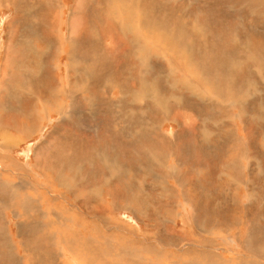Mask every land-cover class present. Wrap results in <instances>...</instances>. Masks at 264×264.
Masks as SVG:
<instances>
[{"label": "rangeland", "instance_id": "374dc122", "mask_svg": "<svg viewBox=\"0 0 264 264\" xmlns=\"http://www.w3.org/2000/svg\"><path fill=\"white\" fill-rule=\"evenodd\" d=\"M55 1L58 7L52 8L53 15L49 16L55 25H51V31H46V34L51 37L59 36L58 33L61 37H66L69 31L72 35L78 34L85 24V0ZM193 1L166 0V5L170 2L171 7L174 5L182 27L187 26L184 30L190 26L191 30L186 31L193 39L190 53L186 49L176 51L173 44L168 49L163 45L161 51L155 45L138 39L146 48L141 45L138 50L136 70L144 65L148 67L149 74L143 79V74L139 72L134 79L137 80L133 89L127 82L128 90L122 110L117 108V112H114L110 108V114L115 118L110 130L116 137V140L110 142L85 137L79 130L89 121L87 113L82 116V125L77 120V112L86 110L82 109L83 101L96 105L95 97L88 91L84 90L77 95L75 93L85 81L84 73L77 74L81 75L74 88L69 85L68 89L65 86L69 99L70 96H76L72 102L67 98L68 108L74 112L69 110V117L63 120H59L63 116L50 107L53 102L49 100L53 89L60 86L59 82L45 84L49 82L47 74L44 76L40 69V75L36 74L29 88L25 83L15 88L11 86L13 83H6L7 67L14 74L12 82H17L16 79L23 81L21 71L19 75L16 69L13 73L12 62L17 57L21 60L29 59L30 56L24 54L23 50L26 48L21 44L22 40L15 38L13 42L10 37L12 40L6 43L9 35L7 22L13 14V7L8 1L0 3V66L5 62L0 75V173L5 174L0 177V264H85L89 258L84 247L86 239L101 245L98 247L99 260L93 264H128V261L129 264H138L134 256L123 261L124 256L120 250L126 249L149 260L147 264H258L259 261L264 264V64L258 59L264 58V42H261L264 41V13H260L261 16L258 13L262 9L264 11V0L261 3H256L255 0L253 3L252 0ZM27 8L33 11L29 5ZM74 8L79 12L77 15ZM192 13L195 14L191 16ZM126 14L133 23L135 18L130 12L124 15L119 13L124 16L123 22ZM187 14L189 16L186 17ZM59 21L62 22L60 30L56 28ZM194 30L202 32L203 36L199 37ZM41 42L38 41V44L41 45ZM159 44L161 42L157 43ZM65 46L61 45L59 49L64 50ZM222 53L227 56L224 57ZM60 57L59 77L66 83L65 53ZM174 59L187 61L184 64L180 61L178 65L179 60L176 62ZM212 59L221 62L224 68L213 69L210 63L202 65ZM35 61L32 63H36ZM168 61L170 64L175 61L178 67L173 70ZM231 62L236 66L226 68ZM53 67L57 71V67ZM178 68H181L180 71ZM245 70L247 71L244 72ZM186 72L187 75H184ZM189 75L195 78L192 79ZM197 79L200 81V88L196 86ZM38 88L48 91L45 92L48 96L42 99V108L39 107L34 112L36 106L33 101L37 98L33 96L39 94ZM106 94L102 92L101 97ZM113 95L117 102L120 99L118 89L113 90ZM186 108H189L188 111ZM101 109V106L96 108L97 112ZM178 120L183 122L182 127ZM7 124L11 127H3ZM17 129H20L19 134L16 133ZM126 132L130 133L131 147L124 141ZM3 141L8 144L7 149H2ZM90 142L94 144L91 145ZM87 148L93 150H89L90 153L95 154L88 159H78L81 153L85 156ZM97 154L113 156L109 160L113 165L112 160L116 162L115 168L110 169L115 177L109 179L110 170L100 169ZM150 155L153 157H149ZM86 170L93 174L100 171V178L91 177ZM57 175L66 179L68 189L62 190L55 184ZM36 179L39 182L51 180L56 191L69 197L67 200H62L61 197L55 202H48L43 194L44 190L51 191L49 183L43 184L44 188H41ZM112 186L114 188L111 191L122 189L121 209L110 215L98 216L101 219L99 221H88L89 218H95L90 207L93 201L111 202L107 192ZM87 193L91 194L88 196ZM80 203H83L86 212H75L76 205ZM126 204L130 205L124 207ZM48 207H51L49 212L58 213L57 216L62 219L69 217V220H74L78 225L90 224L95 227L94 222H98L100 230L91 239L82 237L76 230L64 232L61 227L57 233L58 230H54L52 222L48 221ZM84 217L88 219L84 221ZM67 225L73 224L68 222ZM77 244L84 246L79 248V245L76 247ZM143 263L145 262L142 261L141 264Z\"/></svg>", "mask_w": 264, "mask_h": 264}, {"label": "bare ground", "instance_id": "6f19581e", "mask_svg": "<svg viewBox=\"0 0 264 264\" xmlns=\"http://www.w3.org/2000/svg\"><path fill=\"white\" fill-rule=\"evenodd\" d=\"M7 2L8 4H10L13 7V14L11 16L10 19H8L7 22V28H8V37H7V42L8 40H10L12 37V41L15 42V38H17L18 40H22L23 43L25 45V50L24 54L26 56H30L29 59H19L18 57L16 59H14V61L12 62V71L14 70L13 73H18L19 75V71H21L24 79L21 82V80H18L17 82L14 81V74L12 75L10 73V67H7V81L6 83L8 85H11L12 83V87L15 88L17 86H23V85H27L28 88L29 86L33 83V80H35V76L36 74H39V69L40 71H43L44 76H46L47 74V80L49 82L45 83V84H52L55 82H59L58 85L60 86H56L53 91L50 94V98L49 100L51 102H53V107L54 111L56 113H60L61 116L63 117H59L61 119L59 120H63L69 117V110H71L70 112L73 113V109H69V103L67 102V98L69 99V96L67 97V93H66V88L65 86H68L69 89V85L70 87L76 85V83L78 82L79 76L81 75H77L79 73H84L85 74V85L82 82L81 88L76 89L75 93L77 94H82L85 91H88L89 93H91L94 97H95V103H84L83 101V108H85L87 111L89 110V112H87L86 110L81 111V112H77L78 117V123H80V125H82V116L83 114L87 113L88 114V119L89 121L87 122L86 126H81L80 127V132L85 134V137H89L91 139H96L98 141H112L113 139L116 140L115 137V133H112V131L110 130V127L112 126V124L115 122V118L114 116H112L110 114V108H113L114 112H117L116 109L120 108L122 110L123 106H124V100L126 99V94H127V90H128V84L127 82H129L130 86L132 87L131 89H133V87H136V80L135 77L138 75V73H142L143 75V79H145V76L149 74V72L147 70L148 67L141 65V69L136 70V60H137V55L139 54L138 50L141 47V45H143L145 48L146 46L144 44H141L139 42L138 39H142L144 42H148V44H153L155 45L158 49H160L162 51V46L164 45V47H167L171 44H173V47L176 49V51H179L181 49H186L189 51L190 53V49L193 47V39L187 34L186 31L189 30L188 29L185 31L184 29L187 27L186 24L184 26H186L185 28L182 27L183 24H181L179 17H178V13H176V10L173 7H171L172 4L167 3L168 5H166V0H85V7L86 10L83 12L84 13V17H85V24L82 26H80L82 29L78 32V34L72 35L69 31L68 36L66 37H61L60 33H58L57 35L59 36H50V34H46L47 32L51 31V25H55L52 24L51 22V17H52V8H57V2L55 0H37V1H32V0H0L1 2ZM169 1V0H168ZM177 1V0H176ZM196 1V0H194ZM193 1V2H194ZM251 1V0H249ZM256 3H261V0H255ZM201 2V1H199ZM248 2V1H247ZM180 3V2H179ZM176 3V4H179ZM216 3V2H215ZM232 3V2H231ZM253 3V0H252ZM61 4V2H60ZM200 4V3H199ZM5 5V4H4ZM27 5H29L33 11L31 12L28 8ZM75 5V4H74ZM188 5V4H187ZM194 5V4H193ZM198 5V3H197ZM222 5V4H221ZM249 5V4H248ZM254 5V4H253ZM181 5H179L180 7ZM191 6V4H190ZM259 6V5H258ZM263 6V5H262ZM195 7V6H193ZM261 7V6H260ZM8 8V7H7ZM185 8V7H182ZM188 7H186L187 9ZM191 8V7H190ZM259 8V7H258ZM63 9V8H62ZM73 9V8H72ZM75 9V8H74ZM189 9V8H188ZM53 10V9H52ZM76 10V9H75ZM242 10V9H241ZM256 10V9H254ZM56 11V10H55ZM73 11V10H72ZM191 11V9H190ZM193 11V10H192ZM195 11V10H194ZM57 12V11H56ZM76 15L79 13L76 10ZM82 12V11H81ZM126 12H130L134 18L133 19V23H131V18L130 16H128L126 14L125 17V22H123L124 20V13ZM184 12V11H183ZM248 12V11H247ZM119 13H122L123 15H119ZM185 13V12H184ZM187 13V12H186ZM259 16L260 13H264L263 9L261 11L258 12ZM257 13V14H258ZM58 14V13H57ZM195 14V13H194ZM193 13L191 14L194 15ZM61 15V14H60ZM83 15V14H82ZM130 15V14H129ZM253 15V14H252ZM49 16H51L49 18ZM81 16V15H80ZM189 16V14L186 15V17ZM228 16V15H227ZM182 17V16H181ZM180 17V18H181ZM222 17V16H221ZM54 18V17H53ZM70 18V17H69ZM184 18V16L182 17ZM62 19V18H61ZM190 19V18H189ZM213 19V18H211ZM53 20V19H52ZM186 20V19H185ZM223 20V19H222ZM221 20V21H222ZM59 23H56V28H58L59 30L61 29V24L62 22L59 21ZM190 22V20H189ZM191 23V22H190ZM195 25V24H194ZM193 25V26H194ZM197 25V23H196ZM258 25V24H257ZM196 27V26H195ZM198 27V26H197ZM70 30V29H69ZM79 30V29H78ZM191 30V29H190ZM189 30V31H190ZM193 30V29H192ZM196 30V28H195ZM194 30V31H195ZM198 30V29H197ZM200 30V29H199ZM198 30V31H199ZM217 30V29H216ZM220 30V29H219ZM240 30V29H239ZM256 30V29H255ZM47 31V32H46ZM188 31V32H189ZM195 31V33L197 35H199V37L203 36L202 32H198ZM211 31V30H210ZM213 31V30H212ZM215 31V30H214ZM244 31V30H243ZM259 31V30H258ZM193 32V31H192ZM237 32V31H236ZM246 32V31H245ZM63 34V33H62ZM191 34V33H190ZM205 34V33H204ZM224 34V33H223ZM248 34V33H247ZM236 35V34H235ZM256 35V34H255ZM260 35V34H259ZM50 36V37H49ZM218 36V35H217ZM228 36V35H227ZM258 37V36H257ZM231 38V37H230ZM240 38V37H239ZM250 38V37H249ZM260 38V37H259ZM37 39V40H35ZM233 39V38H232ZM237 39V38H236ZM141 40V41H142ZM228 40V39H227ZM263 40V39H262ZM38 41H42L41 45L38 44ZM233 41V40H232ZM256 41V40H255ZM253 41V43L255 42ZM158 42H161V45H157ZM236 42V41H235ZM241 42V40H240ZM249 42V41H248ZM262 43L264 41H261ZM143 43V42H142ZM252 43V44H253ZM147 44V43H146ZM251 44V45H252ZM17 45V44H16ZM61 45H66L64 50H60V46ZM68 45V46H67ZM256 45V44H255ZM259 45H262L259 43ZM264 45V44H263ZM264 46H262L263 48ZM7 48V47H6ZM22 48V47H21ZM67 48V49H66ZM148 48V47H147ZM144 49V48H143ZM152 49V48H151ZM169 49H171L169 47ZM137 50V52H136ZM165 52L166 49H163ZM8 51V50H7ZM6 51V52H7ZM150 52V51H149ZM164 52V53H165ZM182 52V51H181ZM63 53H65V71H66V77L67 78V82L63 83L62 81V77L60 80L59 77V67H60V55H62ZM171 53V52H170ZM9 54V53H7ZM166 54V53H165ZM174 54V53H173ZM182 54V53H181ZM185 55V54H184ZM183 55V56H184ZM222 55L225 57L227 56L226 53H222ZM64 56V55H63ZM165 56V55H164ZM175 56V55H174ZM182 56V55H180ZM182 56V57H183ZM21 57V56H20ZM185 57V56H184ZM183 57V58H184ZM201 57V55H200ZM6 58V56H5ZM58 58V59H57ZM158 58V57H157ZM181 58V57H180ZM179 58V59H180ZM168 59V57H167ZM178 59V60H179ZM257 59V58H256ZM261 60V62L264 64V58H258ZM34 60H36V63H32ZM175 60V59H174ZM177 60V61H178ZM58 61V63H57ZM140 61V60H139ZM176 61V60H175ZM173 61V64L171 65L170 62L168 61V63L170 64L171 68L173 69L174 67H178L179 62L184 64L185 60H179L178 61V65L175 64ZM176 61V62H177ZM254 61V60H253ZM257 62V60H256ZM5 62L3 61V63L0 66V75L2 72V68L4 67ZM140 63V62H138ZM207 63L211 64V67L213 69H222L224 68V65H222L221 62L212 59L209 62L205 61L202 65H207ZM188 64V63H187ZM53 65H55L57 67V71L56 68L53 67ZM234 66H236L235 63L231 62L230 64L226 65V68H233ZM139 67V66H138ZM187 67V66H186ZM184 66V68H186ZM167 68V67H166ZM165 68V69H166ZM175 68V69H176ZM183 68V65H182ZM253 68V66H252ZM251 68V69H252ZM255 68V67H254ZM6 69V66H5ZM16 69V71H15ZM173 69V70H175ZM181 69V68H180ZM180 69L178 68V70L180 71ZM189 69V68H188ZM171 70V69H170ZM5 71V72H6ZM69 71L71 72V74H69ZM147 71V72H145ZM167 71V70H166ZM247 70H245L244 72H246ZM152 72V70H151ZM171 72V71H170ZM175 72V71H174ZM177 72V71H176ZM255 72V71H254ZM139 73V74H140ZM164 73V72H163ZM184 73V72H183ZM191 73H193L191 71ZM11 74V75H10ZM61 74V73H60ZM162 74V73H160ZM172 74V73H170ZM264 74V73H263ZM187 75V72L186 74ZM256 75V74H255ZM63 76V75H62ZM70 76V77H69ZM83 76V75H82ZM196 76V75H195ZM21 77V76H20ZM34 77V78H33ZM41 77V76H40ZM64 77V76H63ZM140 77V76H139ZM190 78H195L194 76H188ZM197 77V76H196ZM4 78V76H3ZM111 80H110V79ZM179 78V76H178ZM189 78V79H190ZM21 79V78H20ZM43 79V78H42ZM64 79V78H63ZM139 79V78H138ZM174 79V78H173ZM177 79V77H176ZM181 79V78H180ZM179 79V81H181ZM187 79V78H186ZM5 80V78H4ZM178 80V79H177ZM233 80V79H231ZM82 81V80H81ZM144 80H142L143 82ZM178 81V82H179ZM21 82V83H20ZM37 82V81H36ZM51 82V83H50ZM125 82V83H123ZM175 82V81H174ZM177 82V81H176ZM183 83H185L184 81H182ZM4 83V81H3ZM20 83V84H18ZM25 83V84H24ZM35 83V81H34ZM41 83V82H40ZM70 83V84H69ZM139 83V82H138ZM146 83V82H144ZM143 83V85L145 86V84ZM182 83V85H183ZM197 87L200 88V81L197 79ZM44 84V83H43ZM178 84V83H177ZM180 84V83H179ZM4 85V84H3ZM42 85V84H41ZM49 85V86H50ZM53 85V84H52ZM142 85V86H143ZM176 85V84H175ZM181 85V86H182ZM187 85V84H185ZM143 86V87H144ZM174 86V85H173ZM179 86V85H178ZM179 86V87H181ZM204 86V85H203ZM3 87V86H2ZM160 87V86H159ZM162 87V86H161ZM177 87V86H176ZM178 87V88H179ZM209 87V86H208ZM211 87V86H210ZM4 88V87H3ZM46 90L47 87L45 86ZM44 88V89H45ZM50 88V87H49ZM74 88V87H73ZM118 89V93H119V97L120 99L116 102V99H114V95H113V90L114 89ZM185 88V87H184ZM187 88H189L187 86ZM197 88V89H198ZM202 88V87H201ZM214 88V87H213ZM7 89V88H6ZM41 89V88H40ZM71 89V88H70ZM173 89V88H172ZM177 88H175L176 90ZM180 89V88H179ZM178 89V90H179ZM191 89V88H189ZM35 90L37 91V88H35ZM39 90V88H38ZM161 90V89H160ZM159 90V92H160ZM177 90V91H178ZM183 90V89H182ZM201 90V89H200ZM21 91V90H20ZM73 91V89H72ZM146 91V89L144 90ZM162 91V90H161ZM186 91V90H185ZM207 91V90H206ZM209 91V90H208ZM207 91V92H208ZM45 92L48 93V91H45L43 89L39 90V94L38 95H34V98H37L36 100H34L33 102H35V111H37V109L39 107L42 108V99H44V96H48L45 95ZM69 92V90H68ZM102 92H106L107 94L105 95V97H101V93ZM180 92V90H179ZM188 92V91H187ZM210 92V91H209ZM117 93V92H116ZM126 93V94H125ZM198 93V92H197ZM204 93V92H203ZM252 93V92H250ZM30 94V93H29ZM32 94V93H31ZM161 94V93H160ZM202 94V93H201ZM201 94L198 96H201ZM209 94V93H208ZM207 94V95H208ZM212 94V93H211ZM243 94V93H242ZM3 95V94H2ZM76 95L70 96V101L72 102L74 97ZM85 95V94H84ZM87 95V93H86ZM204 95V94H203ZM202 95V97H203ZM214 95V94H212ZM83 97V95H81ZM130 96V95H129ZM197 96V95H196ZM221 96V95H220ZM217 96V97H220ZM244 96V94H243ZM135 97V95L133 96ZM89 98V97H88ZM132 98V97H131ZM142 98V97H141ZM205 98V96L203 97ZM201 98V99H203ZM245 98V97H243ZM248 98V96H247ZM91 100L93 99L92 97L90 98ZM88 99V100H90ZM140 99V98H139ZM219 99V98H218ZM221 99V98H220ZM233 99V98H232ZM231 100V99H229ZM234 100V99H233ZM241 100V99H240ZM142 101V99H141ZM180 101V100H179ZM238 101V100H237ZM6 102V101H5ZM70 102V103H71ZM88 102V101H87ZM183 102V101H182ZM199 102V101H198ZM226 102V101H225ZM245 102V101H243ZM46 103V102H45ZM59 103V104H58ZM138 103V102H137ZM49 104V103H48ZM180 104V103H179ZM195 104V103H194ZM216 104V103H215ZM227 104V103H225ZM230 104V103H229ZM236 104V103H234ZM242 104V103H241ZM20 105V104H19ZM47 105V104H45ZM72 105V104H71ZM130 105V104H129ZM221 105V104H220ZM73 106V105H72ZM97 106H101L102 109L100 112H97L96 108ZM128 106V105H127ZM136 107V105H134ZM138 106V105H137ZM181 106V105H179ZM226 106V105H225ZM236 106V105H235ZM234 106V107H235ZM2 107V106H1ZM30 107V106H29ZM49 107V106H48ZM132 107V106H131ZM138 108V107H137ZM190 108V107H189ZM189 108H186L187 111ZM194 108V107H193ZM47 109V108H46ZM45 109V110H46ZM115 109V110H114ZM18 110V109H17ZM51 110V109H50ZM100 110V109H99ZM195 110V108H194ZM233 110V109H232ZM238 110V108L236 109ZM15 111V110H14ZM112 111V112H113ZM136 110H134L135 112ZM139 111V110H138ZM137 111V112H138ZM43 112V111H42ZM111 112V113H112ZM113 112V114H114ZM133 112V113H134ZM145 112V111H144ZM183 113V111H181ZM24 113V111H23ZM136 113V112H135ZM226 113H228L226 111ZM140 114V113H139ZM144 114V113H142ZM141 114V115H142ZM187 114L190 116L189 112H187ZM24 115V114H23ZM30 115V114H29ZM35 115V114H34ZM39 115V114H38ZM227 115V114H226ZM234 115V114H233ZM242 115V114H241ZM245 115V114H244ZM31 116V115H30ZM36 116V115H35ZM76 116V115H75ZM147 116V114H146ZM17 117V116H16ZM32 117V116H31ZM30 117V118H31ZM42 116H40L41 118ZM58 117V116H57ZM246 117V116H245ZM2 118V117H1ZM37 118V117H35ZM191 118V117H190ZM135 119V118H134ZM130 120V119H129ZM4 121V120H3ZM18 121V120H17ZM31 121V120H30ZM8 122V121H7ZM68 122V121H67ZM177 122H180V120H178ZM244 122V121H243ZM31 123V122H30ZM182 121L179 123L180 127H182ZM3 124V123H2ZM5 124V123H4ZM124 124V123H123ZM18 124H15V126H17ZM191 125V124H190ZM10 125H6L3 127H9ZM14 126V125H13ZM20 126V125H19ZM28 126V125H27ZM118 126V125H117ZM135 126V125H134ZM11 127V126H10ZM34 126H32L33 128ZM39 127V126H38ZM41 127V126H40ZM128 127V125H127ZM17 128V127H16ZM133 128V127H132ZM15 129V127H14ZM24 129H27L24 128ZM34 129V128H33ZM115 129H117V127L114 128V131H116ZM22 130V129H21ZM30 130V129H28ZM40 130V129H39ZM61 130V129H60ZM119 130V129H118ZM117 130V131H118ZM123 130V129H122ZM3 131V129H2ZM19 134L20 129L16 130ZM69 132V130H68ZM61 133V132H60ZM78 134V133H77ZM135 135V134H134ZM206 135V134H205ZM20 136V135H19ZM61 138L60 140L62 139ZM60 137V136H59ZM125 137V136H124ZM236 137V136H235ZM3 138V137H2ZM5 138V137H4ZM3 138V139H4ZM58 138V137H57ZM135 138V137H134ZM8 139V138H7ZM56 140V138H54ZM233 139V138H232ZM236 139V138H235ZM87 140V139H86ZM5 141H7L5 139ZM5 141L1 142V147L6 148L7 149V145L6 143H4ZM57 141V140H56ZM64 141V140H63ZM66 141V140H65ZM72 141V140H71ZM80 141V140H79ZM126 144L128 146L131 147V143H130V133L126 132V137L125 140ZM229 141V139L227 140ZM236 141V140H235ZM244 141V140H243ZM62 143V140L60 141ZM59 142V143H60ZM76 142V139H75ZM93 142V141H92ZM120 142V139L119 141ZM117 142V143H118ZM58 143V142H57ZM65 143V142H64ZM81 143V141H80ZM91 143V142H90ZM112 143V142H111ZM11 144V142H10ZM74 144V143H73ZM82 144H84L82 142ZM88 144V143H87ZM94 143H91V145ZM219 144V143H218ZM15 145V144H14ZM68 145V144H67ZM72 145V144H71ZM114 145V144H113ZM243 145V144H242ZM245 145V144H244ZM58 146H60L58 144ZM108 146H110L108 144ZM112 146V145H111ZM120 146V145H119ZM231 146V144H230ZM35 147V146H34ZM129 147V148H130ZM95 148V147H94ZM105 148V147H104ZM9 149V147H8ZM84 149V148H83ZM225 149V148H224ZM238 149V148H237ZM241 149V148H240ZM55 151L59 150V148ZM70 150V149H69ZM77 150V149H76ZM82 150V149H81ZM90 149L87 148L86 151H84L85 156L81 153L78 156V159L81 158H86L88 159L90 157V155H94L93 153L89 152ZM132 150V149H131ZM221 150V149H220ZM219 150V151H220ZM228 150V149H227ZM236 150V149H235ZM239 150V149H238ZM248 150V149H247ZM2 151V150H1ZM5 151V150H4ZM91 151V150H90ZM93 151V150H92ZM91 151V152H92ZM234 151V149H233ZM69 152V151H68ZM122 152V151H121ZM134 152V151H133ZM245 152V151H244ZM116 152H114L115 154ZM239 153V152H238ZM53 154V153H51ZM58 154V153H57ZM152 154V153H151ZM236 155V154H235ZM244 155V154H243ZM246 155V154H245ZM98 158V163H99V167L100 169H108V171L110 169H114L115 168V160L114 161V165L113 162H111L109 160V158L112 159V157L108 156L105 157L102 155L97 154L96 155ZM116 156V155H114ZM126 156V155H125ZM130 156V155H129ZM133 156V155H132ZM149 157H153V155H150ZM91 158V157H90ZM94 158V157H93ZM249 158V157H247ZM7 159V157H6ZM157 159V158H156ZM225 159V158H224ZM229 159V158H228ZM126 160V159H125ZM159 160V159H158ZM244 160V159H243ZM235 161V160H234ZM113 165V166H112ZM225 165V164H224ZM4 166V165H3ZM6 166V165H5ZM84 166V165H83ZM88 166V165H87ZM234 167V166H233ZM88 168V167H87ZM173 168V167H172ZM171 168V169H172ZM247 168V167H246ZM79 169V168H78ZM81 169V168H80ZM84 169V168H83ZM175 169V168H174ZM245 170V168H244ZM247 170V169H246ZM245 170V171H246ZM114 171V170H113ZM172 171V170H171ZM4 172V171H3ZM30 172V171H29ZM85 172L89 173V175H91V177H94L96 179H98V177L100 178L101 172H97L96 174L93 172H90L88 170H86ZM247 172V171H246ZM6 173V171H5ZM167 174V173H165ZM5 174L0 173V177H4ZM17 175V174H16ZM47 175V173H46ZM45 175V176H46ZM50 175V174H49ZM48 175V176H49ZM169 175L171 176V173H169ZM7 176V175H6ZM11 176V175H10ZM39 176V175H38ZM44 176V175H43ZM19 177V176H18ZM47 177V176H46ZM52 177V176H51ZM115 177L114 172H112V170L109 171L108 173V178H113ZM37 178V177H36ZM43 178V177H42ZM49 178V177H48ZM57 181L55 184H58L59 187L62 188V190L64 189H68L67 187V183H65V178L57 175L56 176ZM40 179V178H39ZM46 179V178H45ZM44 179V180H45ZM53 179V178H52ZM129 179V178H128ZM164 179V177H163ZM1 180V179H0ZM37 180V179H36ZM41 180V179H40ZM43 182H39L38 180V185L41 188L43 184H48L50 185V192L49 190H44V198L46 200L51 201V202H55L56 199H61L62 200H67V198L69 197V195L67 194H60L59 191H56L54 187L56 186H52V182L50 181H44ZM130 180V179H129ZM5 181V180H3ZM13 181V180H12ZM31 181V180H30ZM163 181V180H161ZM248 181V180H247ZM11 182V181H10ZM15 182V181H13ZM33 182V181H31ZM114 182V180H113ZM240 182V181H239ZM246 182V179H245ZM53 183V184H54ZM247 183V182H246ZM2 184V183H1ZM7 184V183H6ZM164 184V183H163ZM243 184V183H242ZM19 185V184H17ZM57 185V186H58ZM246 185V184H244ZM46 186V185H45ZM38 187V186H37ZM236 187V186H235ZM240 187V186H239ZM48 188V186H47ZM46 188V189H47ZM60 188V189H61ZM114 188V186H112V188L107 192V195L109 196V200L111 202H106L104 200H101L99 202L97 201H93L90 205V207H92L91 209L93 210L92 215L95 218H89L88 221H93L92 219H94L95 221H99L101 220L100 217L101 215H110L112 213H116L119 210L117 209H121V204L120 201L123 198V193H122V189L119 188V190L116 191H111ZM238 188V187H237ZM188 189V188H187ZM182 190V189H181ZM185 190V189H184ZM180 191V190H179ZM183 191V190H182ZM41 192V191H40ZM65 192V191H64ZM63 193V192H62ZM94 193V192H93ZM182 193V192H181ZM197 193V192H196ZM88 194V193H87ZM91 194V193H90ZM88 194V196L90 195ZM179 194V192H178ZM184 194V192H183ZM40 195V194H39ZM197 195V194H196ZM41 196V195H40ZM197 196L200 197V195L198 194ZM243 196V195H242ZM28 197V196H26ZM30 197V196H29ZM182 197V196H181ZM91 198V197H90ZM20 199V198H19ZM26 199V198H25ZM24 199V200H25ZM35 199V198H34ZM42 199V198H41ZM201 199V198H200ZM23 200V199H22ZM203 200V199H202ZM195 201V200H194ZM23 202V201H22ZM62 202V201H61ZM66 202V201H65ZM79 202V201H78ZM247 202V201H246ZM196 205V202H194ZM193 203V204H194ZM61 206L62 203H58ZM191 204V203H190ZM56 205V204H55ZM130 205V204H129ZM128 204H126L127 207L129 206ZM47 206L48 203H47ZM71 206V205H70ZM118 206H120V208H118ZM192 206V205H191ZM72 207V206H71ZM244 207V206H243ZM51 207L46 208V212L49 216L48 221L50 220L52 222V228L54 230H58L59 227H61V230H64V232L67 231H75L76 233L80 234L83 237H88V238H93L94 233L96 231H98L99 225L98 222H94V226L89 225H83V224H76L74 220H69V217H65L64 219H62L61 217H58L57 214L58 213H53L52 211H50ZM197 208V207H196ZM5 209V208H4ZM66 209V208H65ZM248 209V208H247ZM24 210V209H23ZM58 210V209H56ZM60 210V209H59ZM67 210V209H66ZM83 210H85L83 203H80V205H76V210L75 212H81L84 213ZM117 210V211H116ZM193 210V209H192ZM43 211V210H42ZM72 211V210H71ZM212 211V210H211ZM34 212V211H33ZM38 212V211H37ZM45 212V211H44ZM86 212V210H85ZM91 212V211H89ZM30 213V211H29ZM35 213V212H34ZM33 213V214H34ZM75 213V214H76ZM206 213V212H205ZM38 214V213H37ZM46 214V215H47ZM86 214V213H85ZM90 214V213H89ZM254 214V213H253ZM35 215V214H34ZM44 215V214H43ZM53 215V216H52ZM87 215V214H86ZM97 215V216H96ZM15 216V215H14ZM2 217V216H1ZM17 217V215H16ZM77 217V216H75ZM81 217V216H80ZM90 217V216H89ZM42 218V217H41ZM45 218V216H44ZM74 218V217H73ZM85 218V217H84ZM19 219V218H18ZM78 219V218H77ZM88 218L86 217L84 221H86ZM61 220H66V221H61ZM19 221V220H18ZM83 221V222H84ZM70 222L73 225L69 226L67 225V223ZM50 223V222H49ZM66 223V224H63ZM14 224V223H13ZM42 226V225H41ZM120 226V225H119ZM165 226V225H164ZM51 228V229H52ZM67 228L69 230H67ZM200 230V229H199ZM202 231V230H200ZM59 232V230L57 231V233ZM62 232V234L64 233ZM80 232V233H79ZM54 233V232H53ZM68 233V232H67ZM66 233V234H67ZM75 233V235H76ZM97 233V232H96ZM99 233V232H98ZM60 234V233H59ZM65 234V233H64ZM183 234V233H182ZM25 235V234H24ZM96 235V234H95ZM63 236V235H61ZM72 236V235H71ZM68 237V236H67ZM76 237V236H75ZM56 238V237H55ZM78 243V242H77ZM83 243V242H82ZM97 243V242H96ZM94 241L86 239V241H84V244L86 247L85 252H87L89 254V258L86 259V263L85 264H93L94 261L99 260L100 257V251H98V247H100L101 245L96 244ZM79 245L80 248V244H77L76 247ZM81 246V247H83ZM205 247V246H204ZM27 249V248H26ZM62 249V248H61ZM69 249V248H68ZM81 250V249H80ZM102 250V249H100ZM28 251V250H27ZM208 251V250H205ZM25 252V251H24ZM59 252V251H58ZM79 252V251H78ZM84 252V253H85ZM31 253V252H30ZM53 253V251H52ZM120 253L124 256V259H129L132 256L136 257L138 264H141V262H145L143 264H147V262L149 260L145 259V258H140L141 256L137 255V254H132L131 250L128 251L126 250H120ZM160 253V252H159ZM163 254V253H162ZM31 256V254H29ZM58 255V254H57ZM96 255V256H95ZM155 255V254H154ZM179 255V254H178ZM51 256V255H50ZM246 256V255H244ZM72 257V256H71ZM187 257V256H186ZM27 258V257H26ZM63 258V256H62ZM32 259V258H31ZM55 259V258H54ZM135 259V260H136ZM241 259V257H240ZM79 260V259H78ZM91 260V261H90ZM34 262V260H32ZM31 261V262H32ZM222 261V260H221ZM248 261V260H247ZM28 262V261H27ZM80 262V261H79ZM126 262V261H125ZM124 262V263H125ZM133 262V261H132ZM150 262V261H149ZM152 262V260H151ZM241 262V261H240ZM239 262V263H240ZM245 262V260H244ZM84 264V262H83ZM129 264V261H128ZM136 264V263H135ZM235 264V263H234ZM258 264H260V261L258 262Z\"/></svg>", "mask_w": 264, "mask_h": 264}]
</instances>
